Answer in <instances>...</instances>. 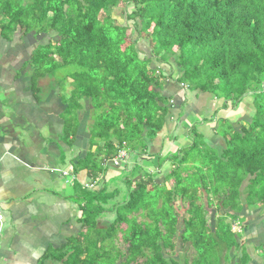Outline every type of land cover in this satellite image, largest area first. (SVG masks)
<instances>
[{
  "label": "trees",
  "instance_id": "obj_1",
  "mask_svg": "<svg viewBox=\"0 0 264 264\" xmlns=\"http://www.w3.org/2000/svg\"><path fill=\"white\" fill-rule=\"evenodd\" d=\"M18 31L39 41L31 88L38 98L48 79V97L57 91L69 148L83 116L89 150L71 161L73 174L86 171L99 188L73 184L82 231L48 249L42 264H264V244L234 231L244 213H264V0H0V37L11 43ZM166 81L220 108L186 120L185 129L195 120L189 143L163 156L151 150L172 118ZM248 99L254 113L236 129L227 116ZM120 152L129 156L119 169L124 198L109 191L118 179L97 183ZM142 162H155L154 173L142 175Z\"/></svg>",
  "mask_w": 264,
  "mask_h": 264
},
{
  "label": "crops",
  "instance_id": "obj_2",
  "mask_svg": "<svg viewBox=\"0 0 264 264\" xmlns=\"http://www.w3.org/2000/svg\"><path fill=\"white\" fill-rule=\"evenodd\" d=\"M17 34L11 43L0 37V205L6 224L0 264H42L48 249L60 248L82 231V213L71 198L73 191L58 192L56 185L61 181L84 186L90 182L86 171L75 176L71 164L86 156L89 142L84 139L82 116L81 137L76 138L73 148L64 143L62 116L66 108L57 91L48 97V83L40 81L41 96L36 98L31 88L29 63L39 41ZM192 117L190 113L188 119ZM165 140H160V146ZM178 143L180 148L189 142ZM108 166L114 170L111 163ZM108 175L109 171L97 183H107ZM89 184L90 190H99Z\"/></svg>",
  "mask_w": 264,
  "mask_h": 264
},
{
  "label": "rangeland",
  "instance_id": "obj_3",
  "mask_svg": "<svg viewBox=\"0 0 264 264\" xmlns=\"http://www.w3.org/2000/svg\"><path fill=\"white\" fill-rule=\"evenodd\" d=\"M130 11L132 10V8L129 9ZM113 17L120 23L123 24V22H125L123 19H119V17H117V15L113 14ZM16 34L13 35V37ZM19 35V31L18 34ZM35 38L34 34H30L27 36V40H32ZM26 39V38H24ZM47 41V40H46ZM36 43V41H35ZM46 43V42H45ZM139 45L140 47L147 52V54H150V47L147 43L139 41ZM172 63V62H171ZM173 66V70L175 68L174 64ZM157 67H160L161 69H163V71H165L166 75L170 74V68L168 66L165 65H160L157 62L153 63L151 68L152 69H156ZM31 70L33 71V66H30ZM173 72V71H172ZM175 73L176 70H175ZM177 75V74H176ZM175 75V78H176ZM44 83H48V79L43 80ZM68 83H70V81H68ZM55 85L58 88V83L55 82ZM163 96L166 98H171L173 100V108H172V118L169 121V124L171 125L170 128H168L169 132H166V130L160 134L161 139H159V144L154 146V148L151 150L152 154H159L162 153V155H166L168 151H175V147L176 143L181 142V143H187L189 141H187V132L191 127L192 124L195 123V120L192 119L190 122L186 123L187 129H185V126L183 123H185V120H188V116L190 113H192L194 115L195 119H199L202 120L203 118H210L213 114L216 113V111L220 108V103L213 100L212 98L208 97V96H201L199 97L198 100L195 99L194 94L190 93L185 87L182 86H178L177 84L171 82V81H166L165 83V87H164V92H163ZM183 113V117L181 118L180 121H177V119L179 118V115ZM254 113V107H253V102L252 100H247L244 102V105L239 108L238 110H236V112H232L231 114H229L227 116V118L231 121V123L233 124V126L238 129L240 128L239 125L240 123H245L249 122L251 119L252 114ZM91 124V122H89ZM211 127V126H210ZM213 127V125H212ZM207 130L210 131L209 127H199L198 131H200L201 133H203L205 135V137L207 138V142L210 145H215L216 143H218V141L220 140L216 135H214V133H212L210 131V134H207ZM173 136L176 138H179L181 140L172 142L169 137ZM182 136V138L180 137ZM162 138H164L165 142H163V144L160 146V140H162ZM180 144V143H178ZM63 160V159H62ZM126 161V160H125ZM155 163V162H153ZM152 162L148 163V162H142L141 165H143V171L141 172L142 175H144L145 173H154V164ZM168 164V165H167ZM166 164V166H164L162 172L163 174H167L171 171L172 169V165L170 164V162H168ZM121 167H124L123 165H120ZM130 166H132V162L130 164ZM113 167H116L115 165ZM112 167V168H113ZM109 173L111 174V176L108 175L107 177V183H109L110 181H112L113 179H118L112 183H109V191L114 190L115 187H117L118 189H120L121 191V198H124V196L126 195V188L123 185L122 181L119 180V178L123 177V172L119 169H110ZM135 175V174H134ZM142 175L140 174V176H136L133 179L136 181H141L142 179ZM116 176V177H115ZM65 177V176H64ZM114 177V178H113ZM112 178V179H111ZM72 183V184H71ZM90 182H86L85 186L90 185ZM143 183H150L149 180H145L143 181ZM73 181L72 182H68L67 185H65L64 181L57 183L56 185V190L58 192L60 191H68V194H70L73 191L72 185H73ZM46 187L50 186V183H46L45 184ZM59 186V187H58ZM71 186V187H70ZM120 201V199H119ZM77 208V206H76ZM80 212V211H79ZM2 214L4 216V211L2 210ZM82 216V214H81ZM242 216H245L246 221L245 224L243 225V228L241 227H235V232H239L240 230L244 231L246 233L247 236H249V238H251V241L253 243H257L258 246L263 245L264 244V213H261L260 210H256L250 213H244ZM208 223H209V218H208ZM5 217H4V227H5ZM184 251V250H183ZM182 252V248H181V243L179 242L177 244V250L175 251V253H181ZM250 252H252V250L250 249ZM192 252H189V255H191ZM256 258L258 256V254H256ZM256 258H254L255 261ZM261 258V257H260ZM259 264L263 263V259H262V263L261 261H259Z\"/></svg>",
  "mask_w": 264,
  "mask_h": 264
},
{
  "label": "built area",
  "instance_id": "obj_4",
  "mask_svg": "<svg viewBox=\"0 0 264 264\" xmlns=\"http://www.w3.org/2000/svg\"><path fill=\"white\" fill-rule=\"evenodd\" d=\"M129 159V156L125 152H120L115 158H113L110 162L115 165L117 168H120V165H123L125 163V160L127 161ZM66 175V174H65ZM90 187V186H86ZM93 187H91L92 189ZM3 222H4V216L2 214V209L0 205V242H1V237L3 233Z\"/></svg>",
  "mask_w": 264,
  "mask_h": 264
},
{
  "label": "clouds",
  "instance_id": "obj_5",
  "mask_svg": "<svg viewBox=\"0 0 264 264\" xmlns=\"http://www.w3.org/2000/svg\"><path fill=\"white\" fill-rule=\"evenodd\" d=\"M111 162L109 161V164H110ZM112 164V163H111ZM112 166H114L113 164H112ZM114 168H116V169H120V168H117V167H114ZM70 177V176H69ZM3 225H4V222H3ZM0 244H1V242H0Z\"/></svg>",
  "mask_w": 264,
  "mask_h": 264
}]
</instances>
